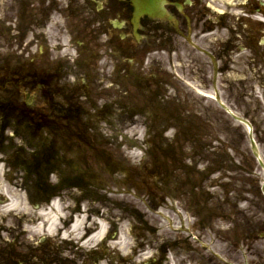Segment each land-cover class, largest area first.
I'll use <instances>...</instances> for the list:
<instances>
[{"label": "flooded vegetation", "instance_id": "flooded-vegetation-1", "mask_svg": "<svg viewBox=\"0 0 264 264\" xmlns=\"http://www.w3.org/2000/svg\"><path fill=\"white\" fill-rule=\"evenodd\" d=\"M157 1L160 6L152 15L140 16L138 0H0V88L11 84L31 93L33 105L38 92L43 111L56 113L44 120L39 109L25 102L32 126L68 130L75 108L70 96H55L62 91L59 79L77 72L86 76L85 84L97 85L101 73L118 76L116 83L126 92L124 99L118 98L121 120L141 118L161 143L157 152L166 156L171 151L162 144L168 128L197 126L188 110L204 106L186 96L190 90L184 85L178 90L177 78L201 93L226 96L236 109L263 108L257 95L264 100V0H245L239 17L231 0ZM67 40L75 55L66 53ZM64 85L70 90L69 82ZM5 105L0 113L8 117ZM20 114L21 122L17 116L14 120L19 127L25 123ZM249 117L257 120L255 113ZM49 165L46 174L57 169ZM42 166L24 162V185L38 193L36 204L41 206L51 203L54 190ZM60 166L71 169L69 162ZM161 174L167 177L168 168ZM76 184L63 182L57 188ZM227 255L231 261V248ZM4 259L0 251V262Z\"/></svg>", "mask_w": 264, "mask_h": 264}, {"label": "rangeland", "instance_id": "rangeland-1", "mask_svg": "<svg viewBox=\"0 0 264 264\" xmlns=\"http://www.w3.org/2000/svg\"><path fill=\"white\" fill-rule=\"evenodd\" d=\"M206 115L213 122V125H210L211 127H207L209 135L212 137L216 147H219V151L225 154V156L230 155L231 158L219 160L221 164L219 166L220 170L217 173H214L213 168H211L208 185L202 187L203 191L199 199L205 202L209 194H212L214 198L224 200V204H221L224 209L222 214L231 216V242L234 243V246L231 247V264H244L243 259H241L242 253L245 252L243 250L249 251L246 253L249 255L251 264H260L262 261L259 260V257L262 256L261 253L258 254L260 252L258 246L264 247V233H256V236H258L257 239H253L252 242H250V240L246 238V232L250 229L257 231L264 230V198L259 191V187H261L260 183L264 180V175L260 173V171H256V168L253 172L254 176L248 174L250 173V167H255V165L253 159H251L249 155L248 148L246 147L247 145L244 144L241 138L242 131L238 128V125L232 124L228 116L219 109L208 111ZM231 128H233L235 137L231 136ZM231 141L233 146H236L238 149L231 146ZM240 141H242V143H240ZM242 151H245V153ZM231 159H233V161H231ZM195 178H197V176H195ZM137 195H139L138 192ZM111 197L117 199L120 204L123 203L133 208L134 206H138L137 208L144 215L147 214V212L143 210V204L140 203L142 201H140L139 196L137 197L135 194L120 197L112 195ZM181 204L185 206L186 199L180 200V205ZM108 205H111L110 201ZM181 206L180 208L183 207ZM190 207V204L187 203L186 208L190 209ZM108 208H110V206H108ZM112 213L114 217L122 216L118 211H112ZM123 217H125L124 214ZM148 220L155 226H158L157 222H155V218L150 217V215H148ZM124 226L126 227L127 225ZM124 231H126L125 228ZM124 231H121V233ZM169 235V233L159 232L160 240H163ZM253 246L254 248H252ZM139 253H141V256L145 254L144 256L147 258V255H150L152 252L147 249L146 251H139ZM141 256L137 257L133 262L146 261V259Z\"/></svg>", "mask_w": 264, "mask_h": 264}, {"label": "bare ground", "instance_id": "bare-ground-1", "mask_svg": "<svg viewBox=\"0 0 264 264\" xmlns=\"http://www.w3.org/2000/svg\"><path fill=\"white\" fill-rule=\"evenodd\" d=\"M56 221H57V218L54 216V217H50L48 220H47V223L49 225V230L53 232L55 226H56ZM82 226H86L84 224V220L83 219H79L77 221V223H75L74 225V229H78V230H81L82 229ZM103 232H104V227H102V229L100 230V232H98L96 234L95 237H93V241H98L100 239V237L103 235ZM91 240V241H92ZM121 247L122 249L124 250L125 249V246L123 244V242L121 243Z\"/></svg>", "mask_w": 264, "mask_h": 264}]
</instances>
